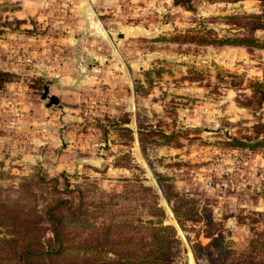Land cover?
<instances>
[{
	"label": "rangeland",
	"instance_id": "374dc122",
	"mask_svg": "<svg viewBox=\"0 0 264 264\" xmlns=\"http://www.w3.org/2000/svg\"><path fill=\"white\" fill-rule=\"evenodd\" d=\"M97 1L0 0V216L46 244L53 211L63 264H108L159 236L171 264L264 261V144H233L264 139V26L244 18L258 1ZM242 37L257 44L219 42ZM53 53L75 58L78 79L95 69L81 100L40 98ZM14 227L0 225V264H24L8 253Z\"/></svg>",
	"mask_w": 264,
	"mask_h": 264
},
{
	"label": "trees",
	"instance_id": "16d2710c",
	"mask_svg": "<svg viewBox=\"0 0 264 264\" xmlns=\"http://www.w3.org/2000/svg\"><path fill=\"white\" fill-rule=\"evenodd\" d=\"M223 1H239V0H223ZM258 1L259 6V12L255 14L250 15H244V18L250 19L251 23L247 27L248 30H253L255 28L263 27L264 26V0H256ZM174 4H178L181 6H190L191 0H172ZM219 42L221 43H233V44H257L255 39L250 37H242V38H231V39H221ZM11 78V74H9L6 71L0 70V85L3 82H6ZM140 127L138 128V130ZM140 132V131H138ZM264 133V131H263ZM140 134V133H139ZM233 144L238 146H248L249 148H252L256 145L264 144V139H253L250 141H242L235 139L233 140ZM11 206H3V209H8ZM59 208L56 207L55 210ZM53 212V211H52ZM51 212V213H52ZM51 213L47 214V220L52 222L50 231H51V237H48L46 239L47 243L44 244L39 239V233L36 232L37 229L35 227L31 228L30 224L26 221L25 218H20L17 216H8V215H1L0 216V225H6L10 224L11 226H14L16 230H18V236L14 238H10L9 240L12 241L13 246L16 247L15 249L13 247H10V253L11 257H17L21 259L24 264L25 262H30V264H63L62 255L64 254V251L66 250V246L64 245L63 241L59 238V228L58 223L59 219H51L52 216ZM173 215L176 217L179 213L177 208L172 209ZM159 230H161L163 233H165V236L168 235L169 232H171L172 227L170 225H161ZM168 240L169 235H168ZM156 241H151L154 246V249H149L147 251H142L141 253H129L124 255H117L114 258H110L108 261V264H171L169 261H164L166 259L162 258L161 255H164V250L161 251L162 245H166V238L164 236L156 237ZM149 247V246H148ZM153 251V253L151 252ZM247 264H264L263 260H260L259 262H254L252 260L247 261ZM3 264H10L9 261H4ZM221 264H224L221 262Z\"/></svg>",
	"mask_w": 264,
	"mask_h": 264
},
{
	"label": "crops",
	"instance_id": "0c3cea01",
	"mask_svg": "<svg viewBox=\"0 0 264 264\" xmlns=\"http://www.w3.org/2000/svg\"><path fill=\"white\" fill-rule=\"evenodd\" d=\"M95 1L96 0H93V3ZM111 2H113V0H100V1H97L98 4H96V3L95 4L98 6L104 7V6L109 5ZM95 4H93V5H95ZM84 10H86L87 14H88V12L90 14L92 11L91 7L88 6V4L84 8ZM88 22H89L88 27L90 28L92 25H91V19L89 17H88ZM116 29L118 30L119 34L121 33L120 35H122L121 40L125 41L128 34L126 32H123V28L121 29L120 27L117 26ZM93 30L95 31L94 25H93ZM98 30L101 31L99 28H98ZM126 30H127V28H126ZM101 37H103V36H101ZM63 41H65V40L63 39ZM69 44H70V42H68L66 40V42L63 43L62 45H60L59 47L63 46L66 48ZM81 49L85 50L86 54L91 53V56H95V54H96L94 48H88L87 49L85 47H82ZM117 52L118 51L115 48H111V50H110L111 56L116 57V59H115L116 63L113 64L112 68L118 69L119 71L121 70L123 72L125 70L127 72H129V68H131L132 65L131 66L130 65L124 66L123 64H121L119 62L120 56H117ZM81 53H82V51H81ZM60 56L61 55L59 53H53L49 58V59H52V61H50L49 63L45 62V68L47 69L46 71L49 73V75L52 78L55 79L54 84L51 85V88L54 92L52 91L50 93H52L51 95L56 96V98L58 95L59 101H61V99L64 100L66 97H68L65 95L66 93L69 95H72L73 100L79 101L82 99V95L85 93V90L90 88L93 85L94 82L91 79V76L89 75V73H93L95 69L93 68V66H89L90 64H87V68H86L87 75H85L84 76L85 78H83V79H78L77 78L78 75L76 74L77 75L76 76L74 73V72H76V67L74 65L75 58H70L69 61H66L64 59H61ZM88 77H90V78H88ZM114 82L115 83H121V84L124 82L127 85H129V83H130L129 77L126 74L121 76L119 80H114ZM58 98H57V103H58ZM228 105H229L228 106L229 112H231L235 117L236 114H238L240 112V110L238 108L234 107L233 105H231L230 103ZM62 107H63V109L66 108L64 105H62ZM67 109L69 110V108H67Z\"/></svg>",
	"mask_w": 264,
	"mask_h": 264
},
{
	"label": "water",
	"instance_id": "95a60500",
	"mask_svg": "<svg viewBox=\"0 0 264 264\" xmlns=\"http://www.w3.org/2000/svg\"><path fill=\"white\" fill-rule=\"evenodd\" d=\"M209 65L214 67H221L216 63V61L213 58L209 59ZM40 98L42 100H46V106L57 104L56 96L48 94L46 87H43L42 92L40 94Z\"/></svg>",
	"mask_w": 264,
	"mask_h": 264
},
{
	"label": "built area",
	"instance_id": "2783aa9c",
	"mask_svg": "<svg viewBox=\"0 0 264 264\" xmlns=\"http://www.w3.org/2000/svg\"><path fill=\"white\" fill-rule=\"evenodd\" d=\"M78 65H81V62L80 61L78 62Z\"/></svg>",
	"mask_w": 264,
	"mask_h": 264
}]
</instances>
